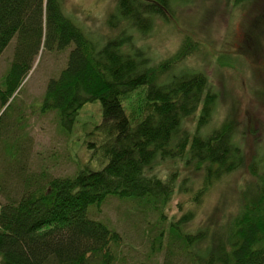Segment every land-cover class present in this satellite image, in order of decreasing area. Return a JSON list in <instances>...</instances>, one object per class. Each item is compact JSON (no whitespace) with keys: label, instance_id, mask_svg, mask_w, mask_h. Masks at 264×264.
<instances>
[{"label":"trees","instance_id":"1","mask_svg":"<svg viewBox=\"0 0 264 264\" xmlns=\"http://www.w3.org/2000/svg\"><path fill=\"white\" fill-rule=\"evenodd\" d=\"M185 1L117 0L108 26L120 33L95 40L64 12L62 0H0V55L15 38L0 80V264H118L121 235L86 216L89 205L99 208L111 197L135 202L141 215H157L148 235L156 234L150 250L164 248L162 264H264V142L246 162L232 125L223 121L201 134L217 94L203 72L181 65L197 43L185 39L175 56L157 64L134 46L135 31L146 34L155 18L165 19ZM45 48L67 55L46 82L40 111H57L59 126L70 130L79 110L99 101L102 120L83 142L101 166L29 186L31 141L14 101ZM259 49L262 56L264 46ZM195 115L190 132L185 124ZM169 161L181 166L164 176L154 170ZM242 169L250 177L236 211L220 223L189 227L209 190ZM175 193L186 195L191 207L168 218L164 210Z\"/></svg>","mask_w":264,"mask_h":264},{"label":"rangeland","instance_id":"2","mask_svg":"<svg viewBox=\"0 0 264 264\" xmlns=\"http://www.w3.org/2000/svg\"><path fill=\"white\" fill-rule=\"evenodd\" d=\"M116 1L62 0V5L64 12L82 30L95 40H103L120 33L119 29L108 26ZM261 25L264 26V0H250L240 6L235 0H186L176 5L165 19L155 18L153 27L146 34L140 35L135 31L132 36L134 46L146 50L152 64L175 56L178 47L187 38L197 43L198 50L187 56L181 65L203 72L209 90L217 94L211 122L201 129V134L205 135L223 121L232 125L234 139L241 147L246 162L252 159L259 143L264 142V53L262 56L261 51L259 55L255 53L258 46L259 50L261 44L264 46V28ZM14 45L15 38L0 55V80L12 59ZM66 55L63 50L45 48L39 51L14 101L15 106L21 105L22 115L26 117L25 132L31 141L26 160L29 186L51 177L71 176L78 167L89 165L97 169L101 166L90 158L91 150L85 148L83 142L102 120L99 101L85 104L70 130L59 126L57 111H40L46 82L64 66ZM197 118L195 115L186 121L185 127L190 132L194 131ZM178 166L181 163L157 162L154 170L164 176ZM187 172L188 169L185 174ZM189 175H193L198 183V175L193 169ZM249 177L247 170L242 169L214 185L205 195L196 218L188 226L197 228L207 221L220 223L236 211L237 195ZM187 200L186 195L175 193L164 210L168 218H179L189 210L191 206ZM86 216L119 232L122 245L118 250L121 260L118 264H162L164 248L159 252L150 250V243L156 237L154 232L148 235L151 223L157 219L154 212L141 215L135 202L111 197L99 208L89 205Z\"/></svg>","mask_w":264,"mask_h":264}]
</instances>
